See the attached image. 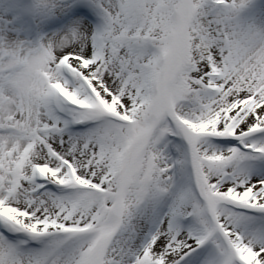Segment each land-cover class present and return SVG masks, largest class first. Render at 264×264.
<instances>
[{"label":"snow or ice","instance_id":"1","mask_svg":"<svg viewBox=\"0 0 264 264\" xmlns=\"http://www.w3.org/2000/svg\"><path fill=\"white\" fill-rule=\"evenodd\" d=\"M0 264H264V0H0Z\"/></svg>","mask_w":264,"mask_h":264}]
</instances>
